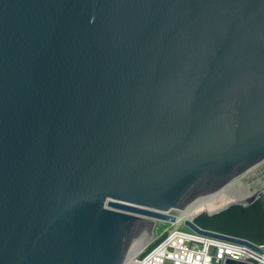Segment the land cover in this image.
I'll list each match as a JSON object with an SVG mask.
<instances>
[{
    "label": "water",
    "instance_id": "water-1",
    "mask_svg": "<svg viewBox=\"0 0 264 264\" xmlns=\"http://www.w3.org/2000/svg\"><path fill=\"white\" fill-rule=\"evenodd\" d=\"M263 164L264 0H0V264H145ZM184 224L264 253V185Z\"/></svg>",
    "mask_w": 264,
    "mask_h": 264
},
{
    "label": "built area",
    "instance_id": "built-area-1",
    "mask_svg": "<svg viewBox=\"0 0 264 264\" xmlns=\"http://www.w3.org/2000/svg\"><path fill=\"white\" fill-rule=\"evenodd\" d=\"M175 222L161 234H157L155 227L154 237L142 252L145 255L142 262L145 258L156 256L157 264H223L225 258L230 256L264 264V253L242 244L201 235L191 229L185 230L184 220L177 224Z\"/></svg>",
    "mask_w": 264,
    "mask_h": 264
},
{
    "label": "bare ground",
    "instance_id": "bare-ground-1",
    "mask_svg": "<svg viewBox=\"0 0 264 264\" xmlns=\"http://www.w3.org/2000/svg\"><path fill=\"white\" fill-rule=\"evenodd\" d=\"M255 170V169H254ZM251 170L242 178L236 179L234 182L225 186L222 189L208 195L206 198L201 200L199 203L188 208L178 209L175 213L176 216V224L181 220L192 219L196 214L202 211H213L216 208L220 207V205L225 204L230 201H244L246 197L251 195V187L255 186L257 183L262 182L260 179L252 182V183H244L242 179H249L251 176L255 174V171ZM264 185V183H263ZM257 186V185H256ZM261 188V187H260ZM153 223L159 221L156 218H150ZM148 240V234H145L139 248L131 255V257L127 260V262L135 263L138 260L139 255L144 250L146 243ZM156 256H152L150 258H145V264H157Z\"/></svg>",
    "mask_w": 264,
    "mask_h": 264
},
{
    "label": "rangeland",
    "instance_id": "rangeland-1",
    "mask_svg": "<svg viewBox=\"0 0 264 264\" xmlns=\"http://www.w3.org/2000/svg\"><path fill=\"white\" fill-rule=\"evenodd\" d=\"M254 171H255V174L253 176H251L249 179H245V178L242 179L245 184L246 183H252L258 179H260L262 181L260 183H257L256 184L257 186L256 185L254 187L252 186L251 191H253L255 188L260 189V187H262V184L264 183V164L262 166L256 168ZM174 214H176V213L174 212ZM162 223L163 222H157L156 223L157 234H161L165 229H167L168 227L171 226V223H168V222H166V223L164 222L163 224ZM183 229L190 230L187 227H183ZM144 256L145 255L143 253H141L138 257V260H140V261L143 260Z\"/></svg>",
    "mask_w": 264,
    "mask_h": 264
}]
</instances>
